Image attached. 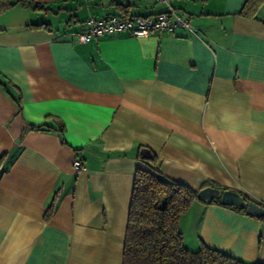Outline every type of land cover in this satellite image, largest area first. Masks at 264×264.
Instances as JSON below:
<instances>
[{"label": "crops", "instance_id": "0c3cea01", "mask_svg": "<svg viewBox=\"0 0 264 264\" xmlns=\"http://www.w3.org/2000/svg\"><path fill=\"white\" fill-rule=\"evenodd\" d=\"M16 1L0 0V264H122L138 168L264 205V0ZM167 4L192 30L77 38ZM179 229L264 262V220L243 211L194 201Z\"/></svg>", "mask_w": 264, "mask_h": 264}, {"label": "trees", "instance_id": "16d2710c", "mask_svg": "<svg viewBox=\"0 0 264 264\" xmlns=\"http://www.w3.org/2000/svg\"><path fill=\"white\" fill-rule=\"evenodd\" d=\"M15 3L43 9V6L28 0H17L7 4V7ZM29 128L43 129L36 126ZM63 131L61 128L60 136L62 142H65ZM139 157L150 166L155 161L154 154L145 147L140 149ZM197 192L198 190L149 168H138L130 197L122 264H264L261 261H244L203 241L196 250H191L185 245L179 221L194 201H200L197 199ZM240 194L246 200H251L242 192ZM213 202L221 204L219 199L205 203ZM227 207L246 213L239 207ZM259 219L264 220V217Z\"/></svg>", "mask_w": 264, "mask_h": 264}, {"label": "built area", "instance_id": "2783aa9c", "mask_svg": "<svg viewBox=\"0 0 264 264\" xmlns=\"http://www.w3.org/2000/svg\"><path fill=\"white\" fill-rule=\"evenodd\" d=\"M166 3V0H155ZM168 9L151 16H120L110 15L105 18L89 17L86 20L87 29L77 35L81 42L91 38H98L118 32H128L135 37H146L153 32L162 30L172 31L178 26L192 30L187 19L173 10L168 4ZM75 167H80V162H75Z\"/></svg>", "mask_w": 264, "mask_h": 264}, {"label": "water", "instance_id": "95a60500", "mask_svg": "<svg viewBox=\"0 0 264 264\" xmlns=\"http://www.w3.org/2000/svg\"><path fill=\"white\" fill-rule=\"evenodd\" d=\"M143 151L144 150H141V152ZM197 199L202 202H210L219 199L222 205L242 208L245 210L246 214L256 218L264 217V205L254 200H246L239 191L234 189L205 186L198 190Z\"/></svg>", "mask_w": 264, "mask_h": 264}, {"label": "rangeland", "instance_id": "374dc122", "mask_svg": "<svg viewBox=\"0 0 264 264\" xmlns=\"http://www.w3.org/2000/svg\"><path fill=\"white\" fill-rule=\"evenodd\" d=\"M56 21L58 22V19H56Z\"/></svg>", "mask_w": 264, "mask_h": 264}]
</instances>
